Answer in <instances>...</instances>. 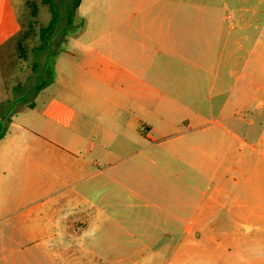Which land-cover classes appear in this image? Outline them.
I'll list each match as a JSON object with an SVG mask.
<instances>
[{
    "label": "rangeland",
    "instance_id": "374dc122",
    "mask_svg": "<svg viewBox=\"0 0 264 264\" xmlns=\"http://www.w3.org/2000/svg\"><path fill=\"white\" fill-rule=\"evenodd\" d=\"M52 1L61 20L45 50L40 49V31L51 21L50 5L45 0H24L21 33L6 53L7 67L0 66V134L5 132L0 140V264H164L148 260L151 249L166 242L151 244L150 235L158 236L163 230L148 226L171 221L164 211L173 203L170 195L193 189V161L186 163L179 155L186 152L193 160V148L148 146L143 132L148 122L141 114L135 117L128 111L114 120L108 105L92 109L77 97L108 91L85 65L83 47L107 44L122 31H148L159 23L153 22V16L170 6L174 11L177 6L169 5L170 1L178 0H81L72 22L66 15L72 0ZM187 1L188 12L215 14L220 27L237 30L264 23L257 20L264 17V0ZM229 12L231 19H227ZM257 38L256 33L252 45ZM260 41L264 50V32ZM257 57V53L250 57L249 98L239 100L243 82L237 77L233 95L228 96L234 124L262 119L258 112L264 110V66L256 64ZM159 61L161 56L156 54ZM36 80L44 90L32 111L29 107L37 90L31 89ZM218 100L221 106L222 99ZM204 116L200 124L225 117L220 110ZM153 121L155 127L159 125ZM139 127L143 135L135 133ZM73 191L89 196L92 217L101 211L87 231L86 251L74 246L58 261H35L40 246L24 241L22 234L33 236L40 215L48 210H66ZM66 215L59 213L60 218ZM57 232L65 233L61 228ZM252 262L262 264L257 258Z\"/></svg>",
    "mask_w": 264,
    "mask_h": 264
},
{
    "label": "crops",
    "instance_id": "0c3cea01",
    "mask_svg": "<svg viewBox=\"0 0 264 264\" xmlns=\"http://www.w3.org/2000/svg\"><path fill=\"white\" fill-rule=\"evenodd\" d=\"M171 4L177 6L174 11L170 6L165 13L153 16V22L159 23H153L148 31H122L107 44L83 47L85 65L108 91L81 95L78 102L92 109L103 110L108 105L114 120L128 111L135 112V117L141 114L150 122L143 125L148 146L194 150L193 160L186 152L179 153L184 162L193 161V189L170 195L173 203L164 211L171 221L148 226L163 230L158 236L150 235L151 244L166 240L163 247L151 249L149 261L256 264L252 259L257 258L264 264V110L258 112L262 119L234 124L228 107L236 77L243 82L239 100L249 98L250 57L257 53L256 64L264 66L260 44L264 23L237 30L234 26L220 27L215 14L188 12L187 0ZM23 6L24 0H0L3 69L11 42L22 30ZM231 18L229 12L227 19ZM257 20L264 21V17ZM256 33L258 38L252 45ZM156 54L161 61L156 62ZM43 90L35 93L29 110L37 108ZM218 99H222L221 106ZM52 108L51 104L48 111ZM218 110L224 114L223 120L200 124L205 114ZM153 120L159 125L155 127ZM141 127L135 129L136 134L143 135ZM105 156L110 159L108 153ZM68 198L69 208L48 210L40 215L41 224L34 228L33 236L22 234L24 241L40 246V254L33 256L35 261H58L70 247L81 246L84 251L88 244L87 231L101 211L92 217L93 204L84 192L73 191ZM66 212L68 215L59 217ZM59 228L65 233L58 235Z\"/></svg>",
    "mask_w": 264,
    "mask_h": 264
},
{
    "label": "trees",
    "instance_id": "16d2710c",
    "mask_svg": "<svg viewBox=\"0 0 264 264\" xmlns=\"http://www.w3.org/2000/svg\"><path fill=\"white\" fill-rule=\"evenodd\" d=\"M50 5V10L52 14L51 21L49 22L48 26L44 27L40 31L41 39H42V45L40 46V49L45 50L46 43H49L50 35L51 33L58 27L59 22L61 20V16L59 13V10L57 9V6L53 3L52 0H45ZM81 4V0H72L71 8L66 11V15L69 19V22H72L73 15L76 13V10L79 8ZM44 85L37 84V91H40L43 89ZM5 136V132L0 134V139H2Z\"/></svg>",
    "mask_w": 264,
    "mask_h": 264
},
{
    "label": "flooded vegetation",
    "instance_id": "af4514ba",
    "mask_svg": "<svg viewBox=\"0 0 264 264\" xmlns=\"http://www.w3.org/2000/svg\"><path fill=\"white\" fill-rule=\"evenodd\" d=\"M37 83H38V81L36 80V82H35V86H34V88L31 89V90H34V89L37 90V89H36V85H37ZM36 92H39V91H36ZM26 99H27V97H26Z\"/></svg>",
    "mask_w": 264,
    "mask_h": 264
}]
</instances>
